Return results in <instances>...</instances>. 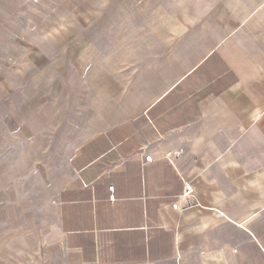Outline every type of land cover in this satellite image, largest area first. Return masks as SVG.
I'll list each match as a JSON object with an SVG mask.
<instances>
[{
  "label": "crops",
  "instance_id": "obj_1",
  "mask_svg": "<svg viewBox=\"0 0 264 264\" xmlns=\"http://www.w3.org/2000/svg\"><path fill=\"white\" fill-rule=\"evenodd\" d=\"M35 1L0 0L4 263L264 264V0Z\"/></svg>",
  "mask_w": 264,
  "mask_h": 264
},
{
  "label": "rangeland",
  "instance_id": "obj_2",
  "mask_svg": "<svg viewBox=\"0 0 264 264\" xmlns=\"http://www.w3.org/2000/svg\"><path fill=\"white\" fill-rule=\"evenodd\" d=\"M51 2L52 0H41V2L35 1L33 3H28L27 19L24 17L19 18L18 22L25 23L30 28H35L36 26H51L52 24L54 26L69 25L68 20L66 19L67 11L62 6L63 4L56 3L55 5H52ZM64 6L67 8V4ZM57 16L64 17L58 19ZM75 25L76 27L83 25V20L78 14L76 15ZM39 37L46 39L47 36L41 35ZM1 107L2 105L0 108ZM2 134V126H0V264H5L4 247L7 250V146L1 145ZM16 166L18 167L19 164L17 163ZM9 240L10 239H8V241Z\"/></svg>",
  "mask_w": 264,
  "mask_h": 264
},
{
  "label": "built area",
  "instance_id": "obj_3",
  "mask_svg": "<svg viewBox=\"0 0 264 264\" xmlns=\"http://www.w3.org/2000/svg\"><path fill=\"white\" fill-rule=\"evenodd\" d=\"M152 161L153 159L150 156L143 157L144 164L151 163ZM108 190L110 193V198H112L113 186H109ZM177 202L180 207H185L191 203H196L195 194L191 184H184L183 191L181 195L177 198Z\"/></svg>",
  "mask_w": 264,
  "mask_h": 264
}]
</instances>
